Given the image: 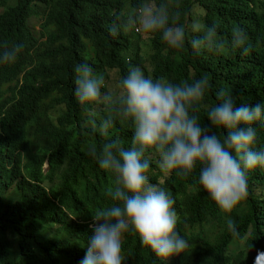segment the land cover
Segmentation results:
<instances>
[{
    "label": "trees",
    "instance_id": "obj_1",
    "mask_svg": "<svg viewBox=\"0 0 264 264\" xmlns=\"http://www.w3.org/2000/svg\"><path fill=\"white\" fill-rule=\"evenodd\" d=\"M235 1L239 0H194L202 12L197 14L191 10V0H154L157 5L168 4L170 24L183 27L189 18L201 20L199 25L205 30L218 26V39L229 50L197 52L188 42L182 49L170 48L160 33L144 39L140 33L121 30L111 36L109 29L117 17H126L141 0H0L4 6L0 11V52L14 45L21 48L14 63L0 64V82L13 88L9 95L0 93V115L5 116L0 120V145L5 143L4 133H13L12 152L18 159L22 188L34 184L35 189L51 190L59 185L64 214L59 216L44 207L39 195L10 189L0 174V184H4L0 187V264H81L85 255L79 256V252L87 251L88 220L98 209L113 204L107 190L113 185L114 174L98 173V161L89 148L95 146L99 153L105 143L115 139L123 148H130L133 126L117 119L107 136L100 133L108 109L100 101L81 105L74 99L76 63H87L95 74L104 75L102 92L109 91L106 85L113 83L114 72L118 87L128 74L122 73L132 67L173 84L192 83L206 76L210 88L194 113L202 127L210 126L206 114L219 102L216 93L220 89L232 96L235 107L264 103V35H257L264 31V11L258 10L256 3L261 0H241L243 8ZM34 17L38 21L29 22ZM245 21H255L253 25L258 27ZM239 25L245 28L246 46L251 48L242 58V52L231 49L232 31ZM193 34L198 37L202 33ZM35 50L43 54L35 56ZM258 53L261 62L251 66ZM28 65L32 68L19 75ZM256 128L258 142L253 150L264 149V127ZM212 131L221 138L227 135L226 129ZM145 158L150 164L149 182L167 188L176 201V231L189 247L165 260L142 246L139 237L129 231L122 239L123 264H254L257 252L264 251L261 168L246 173L247 198L232 213L224 214L198 184L199 166L182 179L175 172H162L154 151ZM77 178H83L84 185L70 195L69 182ZM49 216H55L60 224L46 229ZM229 218L236 222L238 235L228 229Z\"/></svg>",
    "mask_w": 264,
    "mask_h": 264
},
{
    "label": "clouds",
    "instance_id": "obj_2",
    "mask_svg": "<svg viewBox=\"0 0 264 264\" xmlns=\"http://www.w3.org/2000/svg\"><path fill=\"white\" fill-rule=\"evenodd\" d=\"M256 3L258 10L264 11V0ZM169 20L167 3L157 5L154 0H141L126 17H117L109 33L113 37L121 30L145 35L160 33L170 48L182 49L185 29L170 24ZM190 20L193 19H187ZM201 22L189 27L193 33H202L190 41L192 49L227 52L228 46L218 39V26L205 30L199 25ZM245 32L239 25L233 29L231 39V49H238L243 55L251 50L246 46ZM20 51V46L5 47L0 52V64L14 63ZM104 86L103 74H95L87 63H76L72 79L74 99L81 105L100 101L108 109L107 118L99 125L100 133L107 136L117 119L133 126L130 148H123L118 139L105 143L99 153L95 146L89 148V154L98 161V173L114 174L113 185L107 190L113 204L104 210L98 209L88 220L87 251L79 252V256L85 255L81 264H123L122 239L129 231L139 237L142 246L167 260L183 253L189 243L176 231L179 218L171 192L149 182L150 164L145 154L157 153L160 170L175 172L182 179L188 178L199 166L198 184L222 213L230 214L248 196L246 173L261 168V176L264 174V149L253 150L257 141L256 127H264V103L235 107L232 96L220 89L216 93L219 102L206 114L210 126L202 127L194 113L210 88L206 76L192 83L173 84L164 78L146 76L140 67H132L115 90L102 92ZM12 90L0 82V93L9 95ZM4 117L0 115V120ZM213 128L226 129L227 135L221 138ZM12 135L4 133L5 143L0 145L1 180L10 189L22 190L23 195L41 196L42 205L61 216L59 185H53L51 190L35 189L34 184L22 188L17 173L18 159L12 152L16 142ZM83 185V178L69 182L70 195ZM47 222L46 229L54 223L60 224L55 216H49ZM226 223L233 235L239 234L233 219H227ZM254 264H264V251L257 252Z\"/></svg>",
    "mask_w": 264,
    "mask_h": 264
},
{
    "label": "rangeland",
    "instance_id": "obj_3",
    "mask_svg": "<svg viewBox=\"0 0 264 264\" xmlns=\"http://www.w3.org/2000/svg\"><path fill=\"white\" fill-rule=\"evenodd\" d=\"M244 1H246V0H244ZM235 3L236 4H241V6H242V8H243V5H244V3L243 2H241V0H239V1H235ZM246 3V2H245ZM7 4V3H6ZM191 4H192V6H191V10H193V11H195L196 13L198 12V13H202L198 8H197V4H195V2H194V0H191ZM139 6V5H138ZM137 6V7H138ZM4 8V6L1 4V2H0V11L2 10ZM33 21H38V18L37 17H34V18H32L29 22H33ZM201 20H199V19H197V20H190V21H187V20H184L183 21V27L185 28V29H187V31H186V40L187 41H185L186 43L188 42V43H190V41L192 40V39H194L196 36L193 34V31H191L190 30V25H192V24H197V23H199ZM248 25H250V26H252V27H258V26H254L253 24H254V22L255 21H245ZM135 33H137V34H139L140 32H136V31H134ZM141 34V36H143V38L144 39H146L147 37H148V35H145V34H143V33H140ZM258 36L259 35H264V31H261V32H259L258 34H257ZM33 54H35V56H40L41 54H43V51L42 50H35L34 52H33ZM243 56H245V55H243L242 53L240 54V57L242 58ZM260 54L258 53L257 55H256V57H255V59L254 60H251V66H257L260 62H261V59H260ZM229 59H231V58H229ZM46 65H48V64H46ZM32 68V65H28V66H26L24 69H22L20 72H19V75H22L25 71H27V70H30ZM129 71H126V72H123L122 74H125V73H128ZM115 73V76H116V72H114ZM115 76L111 79L112 81L111 82H113V83H108L107 85H106V87H107V89H109V90H115L116 88H117V86H116V84L114 83V79H115ZM251 81H253V80H250V83H251ZM19 84H21V81L19 82ZM72 94H74V91L72 90ZM101 106H103L104 107V104L103 105H101ZM256 142H258V140L256 141ZM20 160H21V164H23L24 163V161H25V159H24V157H20ZM43 169L45 168V165H43V167H42ZM76 248H74V247H72V249L71 250H75Z\"/></svg>",
    "mask_w": 264,
    "mask_h": 264
}]
</instances>
